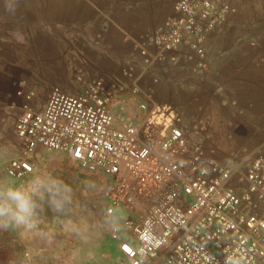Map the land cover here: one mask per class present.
<instances>
[{"label": "built area", "instance_id": "built-area-1", "mask_svg": "<svg viewBox=\"0 0 264 264\" xmlns=\"http://www.w3.org/2000/svg\"><path fill=\"white\" fill-rule=\"evenodd\" d=\"M230 9L227 0L174 1L172 15L138 45L134 111L101 78L82 75L80 91L53 85L42 105L24 104L14 123L24 154L6 174L23 178L45 150L105 176L103 215L121 222L111 237L128 264H264V144L240 162L218 161L173 106L138 84L147 75L158 83L182 58L207 71L204 42Z\"/></svg>", "mask_w": 264, "mask_h": 264}, {"label": "crops", "instance_id": "crops-1", "mask_svg": "<svg viewBox=\"0 0 264 264\" xmlns=\"http://www.w3.org/2000/svg\"><path fill=\"white\" fill-rule=\"evenodd\" d=\"M151 1L20 0L14 16L0 3V103L6 99V87L20 88L28 73L60 71L47 80L65 89L69 82L78 84L75 70L87 69L96 74L89 77L101 78L107 87L110 83V92L136 110L137 98L130 89L142 72L138 45L173 13L170 0ZM227 2L230 11L204 42L207 71L195 72L182 58L160 74L158 83L152 84L149 75L138 82L152 90L153 100L173 106L187 121L206 118L199 143L218 161L237 149L242 134L254 133L248 120L264 114V0ZM57 34L66 42L83 40L77 50L83 60L76 66H70L66 45L58 42ZM210 134L216 137L209 139ZM8 231L9 237L0 239V261L5 262L11 248L28 246L25 260L30 263L35 230Z\"/></svg>", "mask_w": 264, "mask_h": 264}, {"label": "rangeland", "instance_id": "rangeland-1", "mask_svg": "<svg viewBox=\"0 0 264 264\" xmlns=\"http://www.w3.org/2000/svg\"><path fill=\"white\" fill-rule=\"evenodd\" d=\"M170 1L174 3L175 0ZM61 34L56 35L59 38L58 42L66 45L70 66H76L77 60H83L84 55L77 53L79 45H83V40L71 38L66 42L62 38L64 35L61 36ZM75 71L77 72L76 78L81 74L87 75L86 77H89L90 74L96 75L87 69L86 71ZM75 71L72 68L70 74ZM195 72L199 73L197 70ZM204 72H200V74ZM59 73L60 71L57 70L28 73L26 79L23 77L20 88L6 87V99L0 103V180L19 186L25 184L33 175L45 172L63 179L74 189L77 206L71 219L78 225L79 234L73 235L67 232L62 223L65 218L55 214L47 204H42L41 210L38 212V227L34 229L37 241L34 246L32 245L34 253L31 262L29 263L27 257L25 260V251H29V247L22 246L20 249L11 248V252L6 253L5 262L0 261V264H128L126 257L118 249V242L111 237V231L100 227L101 221L104 219L103 211L106 202L107 178L105 176L87 172L63 153L45 150L37 152L32 157L33 171L23 178L14 179L6 174L5 167L8 161L24 154V145L14 130L16 117L24 104L42 105L50 87L53 84H58L47 79L50 76L55 77ZM69 83V85H65L66 87L64 86L69 92L75 93L83 88L82 82L78 81V84ZM107 85L110 87V83ZM109 87L107 89L110 91ZM29 92H33L34 95L30 101H27L25 94ZM178 114L180 115L179 112ZM180 117L192 140L201 142L199 137L206 127L207 119L203 117L202 121L194 123V121H187L181 115ZM248 121L252 122L254 133L242 134L238 141L240 143L236 146L237 149L224 154L221 162H240L248 153L264 144V114L259 113ZM234 124H237V120H234ZM215 137L216 135L210 134L208 138L213 139ZM88 181L92 183H86ZM136 215H140L139 210L132 217L135 218ZM120 223L119 221V227ZM13 229L11 228V230ZM125 233L127 234L128 231ZM9 235L10 231H2L0 232V239H7Z\"/></svg>", "mask_w": 264, "mask_h": 264}, {"label": "clouds", "instance_id": "clouds-1", "mask_svg": "<svg viewBox=\"0 0 264 264\" xmlns=\"http://www.w3.org/2000/svg\"><path fill=\"white\" fill-rule=\"evenodd\" d=\"M0 3L5 13L14 16L20 0H0ZM42 204H47L55 214L65 218L62 223L67 232L79 234L78 225L71 219L77 206L73 187L47 172L35 174L19 186L0 180V232L11 228L36 229ZM118 225V219L114 222L111 217H105L100 227L108 231H119Z\"/></svg>", "mask_w": 264, "mask_h": 264}, {"label": "bare ground", "instance_id": "bare-ground-1", "mask_svg": "<svg viewBox=\"0 0 264 264\" xmlns=\"http://www.w3.org/2000/svg\"><path fill=\"white\" fill-rule=\"evenodd\" d=\"M118 249H119V245H118ZM120 250V249H119ZM120 252H121V250H120Z\"/></svg>", "mask_w": 264, "mask_h": 264}]
</instances>
